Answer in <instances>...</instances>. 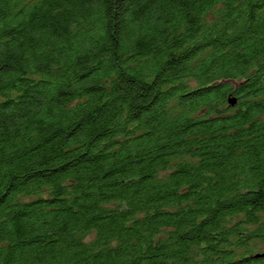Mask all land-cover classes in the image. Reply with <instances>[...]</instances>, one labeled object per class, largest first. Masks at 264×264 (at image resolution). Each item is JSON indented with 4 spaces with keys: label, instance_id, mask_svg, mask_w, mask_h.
<instances>
[{
    "label": "trees",
    "instance_id": "obj_1",
    "mask_svg": "<svg viewBox=\"0 0 264 264\" xmlns=\"http://www.w3.org/2000/svg\"><path fill=\"white\" fill-rule=\"evenodd\" d=\"M263 249L264 0H0V264Z\"/></svg>",
    "mask_w": 264,
    "mask_h": 264
},
{
    "label": "water",
    "instance_id": "obj_2",
    "mask_svg": "<svg viewBox=\"0 0 264 264\" xmlns=\"http://www.w3.org/2000/svg\"><path fill=\"white\" fill-rule=\"evenodd\" d=\"M227 102L229 103V105H234L236 102V99L234 97H229ZM254 256L255 257H264V249L260 252H257Z\"/></svg>",
    "mask_w": 264,
    "mask_h": 264
}]
</instances>
